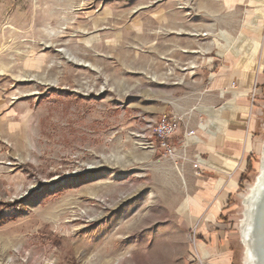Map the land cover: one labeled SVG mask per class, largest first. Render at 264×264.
<instances>
[{"label": "rangeland", "instance_id": "rangeland-1", "mask_svg": "<svg viewBox=\"0 0 264 264\" xmlns=\"http://www.w3.org/2000/svg\"><path fill=\"white\" fill-rule=\"evenodd\" d=\"M263 45L264 0H0V264H212L181 225L201 162L176 136L220 104L224 61ZM163 115L172 157L151 138Z\"/></svg>", "mask_w": 264, "mask_h": 264}, {"label": "crops", "instance_id": "crops-1", "mask_svg": "<svg viewBox=\"0 0 264 264\" xmlns=\"http://www.w3.org/2000/svg\"><path fill=\"white\" fill-rule=\"evenodd\" d=\"M224 63L211 82L220 104L202 108L207 119L200 117L193 127L181 128L176 136L177 141L185 142L194 160L201 162L196 164L199 171L188 176L189 194L187 207L181 211V225L198 242L194 245L197 252L207 254L212 264H233L228 243L235 202L255 170L261 129L264 45L259 55L229 58ZM189 130L194 136L187 138L184 134ZM178 175L184 184L182 174Z\"/></svg>", "mask_w": 264, "mask_h": 264}, {"label": "bare ground", "instance_id": "bare-ground-1", "mask_svg": "<svg viewBox=\"0 0 264 264\" xmlns=\"http://www.w3.org/2000/svg\"><path fill=\"white\" fill-rule=\"evenodd\" d=\"M224 2L227 6H229L230 3H233V0H224ZM258 18L259 17H257V20ZM247 33L248 32L243 30V32L240 33V36L251 41ZM251 56L252 53L249 54L247 58L250 59ZM192 68H195V64L193 63L191 64L190 69ZM149 78L152 81H160L157 76H150ZM260 149L261 153H263V156L261 161L258 163V168L260 171L259 175L256 178L255 184L250 186L248 193L242 198L244 207V221L242 222L239 229L241 233V241L245 247L246 260L244 264H264V222L263 226L261 227L259 223L261 216V206L264 203V144ZM261 232L263 234L262 238H260L263 252V255L260 256L262 260L259 259V251L257 249L258 244L256 243V238L259 237L258 235L261 234Z\"/></svg>", "mask_w": 264, "mask_h": 264}, {"label": "built area", "instance_id": "built-area-1", "mask_svg": "<svg viewBox=\"0 0 264 264\" xmlns=\"http://www.w3.org/2000/svg\"><path fill=\"white\" fill-rule=\"evenodd\" d=\"M179 121V118L163 115V117H160L149 125L151 129V138L158 143L159 150L162 152L163 156H174L173 154L176 146L172 139L179 130ZM186 136L190 137L191 133L186 134ZM179 145L183 147L184 141H180L178 143V146Z\"/></svg>", "mask_w": 264, "mask_h": 264}, {"label": "water", "instance_id": "water-1", "mask_svg": "<svg viewBox=\"0 0 264 264\" xmlns=\"http://www.w3.org/2000/svg\"><path fill=\"white\" fill-rule=\"evenodd\" d=\"M263 222H264V203L262 204V206H261V216H260V219H259V223H260V227L261 226H263ZM261 231V230H260ZM262 232H261V234H259L258 236V238H256V243L258 244V247H257V249H258V251H259V259H261V255H263V252H262V245H261V243H260V238H262ZM262 260V259H261Z\"/></svg>", "mask_w": 264, "mask_h": 264}]
</instances>
